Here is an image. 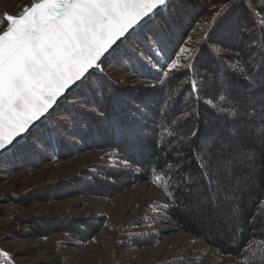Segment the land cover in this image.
Masks as SVG:
<instances>
[{"label":"trees","instance_id":"1","mask_svg":"<svg viewBox=\"0 0 264 264\" xmlns=\"http://www.w3.org/2000/svg\"><path fill=\"white\" fill-rule=\"evenodd\" d=\"M228 3L217 9L198 38L190 54L200 50L198 66L185 77L183 72L175 73L172 65L181 61L185 64L176 67L183 70L188 63L190 57L185 60L182 49L210 8L205 0H174L128 39L120 54L104 63L105 68L132 74L138 82L124 85L107 70L92 74L14 152L0 158V182L20 169L38 168L53 159L66 160L89 150H105L107 157L126 165L91 163L69 178L0 198V205L11 202L24 207L74 195L114 198L135 185L156 183L164 202L153 201L151 205L176 226L130 232L120 246H156L171 233L182 231L243 264H264V121L258 113L264 100V0H236L230 13L216 22L222 6ZM207 34L211 39L205 43ZM229 65L245 71L228 72ZM220 69L228 72L238 107L231 100L220 101L215 90L199 91L196 72L214 77ZM164 70L169 76L175 73V78L166 77L162 87L159 77ZM193 81L199 100L190 95ZM153 84L158 86H148ZM166 88L171 97L168 105L164 104ZM250 93L255 94L254 102L245 99ZM213 104L235 110L236 115L217 114ZM185 111L192 115L177 119ZM196 128L209 134L219 132L226 142L233 140L230 130L235 128L239 142L233 145L232 155L236 158L228 163L229 154L224 153L219 162L214 156L202 167L198 153L203 137H190ZM15 211L2 206L0 217H12ZM166 222L158 216H146L130 224L142 227ZM107 225L105 214L30 215L13 235L44 239L61 233L68 239L66 245L79 248ZM36 252L30 249L22 254ZM199 263V256L189 254L152 264ZM0 264L17 263L0 253ZM39 264H62V260L58 257Z\"/></svg>","mask_w":264,"mask_h":264},{"label":"snow or ice","instance_id":"2","mask_svg":"<svg viewBox=\"0 0 264 264\" xmlns=\"http://www.w3.org/2000/svg\"><path fill=\"white\" fill-rule=\"evenodd\" d=\"M169 0H38L23 15H8L10 25L0 32V150L14 152L30 134L41 118L53 108L70 86L79 82L83 85L90 69L99 68L102 57L120 54L121 47L150 21ZM236 0L222 6L217 14L216 22L224 19L235 6ZM215 30V23L212 26ZM211 39L207 34L205 43ZM200 50H195L184 69L172 65L175 73L183 72L188 77L190 70L196 69ZM245 69L229 65L228 72L243 74ZM224 69L216 75L206 72L196 75L199 79V91L215 90L220 101L231 100L235 107L238 102L233 96L230 78ZM167 70L161 72L159 86H164ZM87 74V75H86ZM248 79V77H244ZM157 87V84L148 85ZM199 100L196 81H193L192 92ZM254 93L246 100L254 102ZM171 97L165 89L164 104L168 105ZM207 103V101H205ZM220 115H236L224 107L211 105ZM193 112L198 115L197 109ZM259 117L264 121V100L258 108ZM164 108H161V115ZM192 113L185 111L182 117ZM173 124L176 120L172 121ZM264 131V129H261ZM220 133L209 134L199 128L190 133L191 138L200 139L199 158L201 166L214 156L229 154L228 163L234 157L233 145L239 142V134L235 128L230 130L232 141L220 138ZM181 140L185 137H180ZM249 160L253 157L249 156ZM127 162V161H126Z\"/></svg>","mask_w":264,"mask_h":264},{"label":"rangeland","instance_id":"3","mask_svg":"<svg viewBox=\"0 0 264 264\" xmlns=\"http://www.w3.org/2000/svg\"><path fill=\"white\" fill-rule=\"evenodd\" d=\"M226 1L228 0H205L210 11L183 47L182 54L185 60L190 57L193 48L198 43V38L206 31L210 18ZM37 2L38 0H0V32L10 25L7 21L8 15H23L30 6ZM184 64L179 61L174 65L181 67ZM105 70L124 85L138 82L132 74L125 73L118 68H105L103 65L102 72ZM106 152L105 150H89L66 160L53 159L38 168H23L15 171L0 182V198H5L12 193H21L39 184L69 178L91 163L126 165L119 159L107 157ZM153 201L164 202L162 190L156 183L146 182L126 189L114 198L74 195L62 200L36 202L24 207L11 202L1 204L0 207H12L16 211L12 217H0V253L17 264H39L58 257L61 258L62 264H112L114 262L152 264L189 254L199 256V264H243L234 256L222 254L202 238L182 231L171 233L156 246L143 248L120 246L119 242L125 239L130 232L170 230L176 226L168 222V218L161 211L153 208L151 205ZM100 214L107 216L108 225L90 242L79 248L66 245L65 242L68 239L61 233L44 239H22L13 235V231H17L23 225V220L30 215L68 217ZM146 216H158L167 222L163 225L131 226L130 222L133 219ZM30 249H35L37 252L31 255L22 254Z\"/></svg>","mask_w":264,"mask_h":264},{"label":"water","instance_id":"4","mask_svg":"<svg viewBox=\"0 0 264 264\" xmlns=\"http://www.w3.org/2000/svg\"><path fill=\"white\" fill-rule=\"evenodd\" d=\"M174 0H169V2L168 3H166V5L165 6H163L162 8H160V10L157 12V14L158 13H160L161 11H164V10H166L167 8H168V6L173 2ZM156 14V15H157ZM155 15V16H156ZM154 16V17H155ZM153 19V18H152ZM151 19V20H152ZM149 22V21H148ZM147 22H145V24H146ZM144 24V25H145ZM143 25V26H144ZM139 30V29H138ZM137 30V31H138ZM136 31V32H137ZM135 32V33H136ZM134 33V34H135ZM133 34V35H134ZM132 35V36H133ZM131 38V37H130ZM111 56H109V55H107L106 54V57H102L101 58V60L103 61V62H99L98 61V63H99V68H93V69H90L89 70V72L91 73V75L92 74H94V73H100V72H102V68H103V65H104V62L108 59V58H110ZM87 75V74H86ZM91 75H89L88 76V79H89V77L91 76ZM87 79V80H88ZM81 86V84L79 83V82H77V84L76 85H72V86H70L69 87V89L68 90H66L65 91V93L63 94V96L58 100V102L55 104V105H53V108L52 109H50L49 110V112H50V115L49 114H46V119L45 118H41V121L37 124V126H36V128L37 127H39L43 122H45L51 115H53L54 114V112L59 108V106L67 99V97L72 93V92H74L75 90H77L79 87ZM35 128V129H36ZM35 129H33V130H35ZM32 130V131H33ZM31 134V133H30ZM30 134H27L26 136H25V140L27 139V137L30 135ZM23 142V141H22ZM7 153H9V152H4V151H2V150H0V158H2L5 154H7Z\"/></svg>","mask_w":264,"mask_h":264},{"label":"bare ground","instance_id":"5","mask_svg":"<svg viewBox=\"0 0 264 264\" xmlns=\"http://www.w3.org/2000/svg\"><path fill=\"white\" fill-rule=\"evenodd\" d=\"M6 29H7V28H6ZM6 29H5V30H6Z\"/></svg>","mask_w":264,"mask_h":264}]
</instances>
